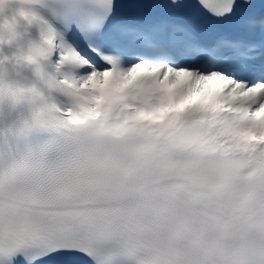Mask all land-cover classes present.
Wrapping results in <instances>:
<instances>
[{"label":"snow or ice","instance_id":"snow-or-ice-1","mask_svg":"<svg viewBox=\"0 0 264 264\" xmlns=\"http://www.w3.org/2000/svg\"><path fill=\"white\" fill-rule=\"evenodd\" d=\"M40 4L32 86L0 71V264H264V0Z\"/></svg>","mask_w":264,"mask_h":264},{"label":"clouds","instance_id":"clouds-1","mask_svg":"<svg viewBox=\"0 0 264 264\" xmlns=\"http://www.w3.org/2000/svg\"><path fill=\"white\" fill-rule=\"evenodd\" d=\"M42 16L40 0H0V71L5 86L9 81L32 86L30 73L43 63L38 54ZM8 108L5 101V112Z\"/></svg>","mask_w":264,"mask_h":264}]
</instances>
